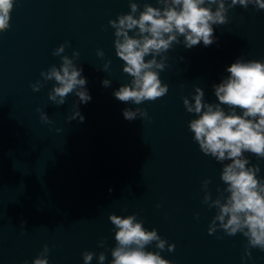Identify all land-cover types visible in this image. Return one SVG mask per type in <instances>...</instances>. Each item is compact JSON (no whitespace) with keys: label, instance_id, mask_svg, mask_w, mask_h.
<instances>
[{"label":"clouds","instance_id":"9594fccd","mask_svg":"<svg viewBox=\"0 0 264 264\" xmlns=\"http://www.w3.org/2000/svg\"><path fill=\"white\" fill-rule=\"evenodd\" d=\"M158 3L163 5L162 9L145 4L137 18L138 5L130 2V13L109 20L115 29L116 55L124 62L123 72L132 77L130 84L121 85L113 93L123 103L131 101L140 105L167 94L168 85L162 84L157 71L165 68L166 57L162 56L160 62L156 57L166 53L174 43H181L178 37L184 38L183 44L188 49L201 41L207 47L214 43L213 25L228 23L229 9L237 5L247 8L250 4L264 9V0H230L227 6L226 0H158ZM212 5H216L214 11ZM13 7L14 0H0V33L9 29ZM137 29L129 35L130 31ZM66 46L67 42L52 53L61 58L59 68L53 64L47 72H41V76L45 83L55 81L48 98L56 106L64 105L66 97L75 94L78 103L74 104L75 111L68 120L79 118L83 122L79 103L87 104L92 97L85 87L86 78L81 75L83 69L78 68L67 55H61ZM78 55V52H73V57ZM97 55L103 57L104 53L97 50ZM146 56L152 59L145 61ZM109 63L104 65L105 69ZM226 71L230 75L213 85L218 103H205L204 91L196 87L192 97L194 102L185 97L183 104L188 113L198 117L190 121L189 128L200 150L218 162L230 161L224 164L221 173L226 187L222 191L218 189L220 195L215 200H211L207 193L204 196V203L211 201L209 207L217 209L208 232L213 234L219 228L229 236L242 233L248 240L245 253L250 257L248 248L264 250V181L257 177L259 166H249L250 162L244 155L252 153L264 158V62L238 59ZM102 85L109 87L110 81L105 79ZM43 86L39 82L31 85L33 92H39ZM222 105L228 106L227 113ZM237 109L241 110V114ZM37 111L43 122L51 123L43 110L38 108ZM122 114L129 121L137 116L147 118L148 115L146 110L138 107L135 110L125 108ZM209 183L205 180L203 187L206 189ZM108 218L116 229L114 238L117 242L111 250V264H172L159 252L146 250V246L154 241L158 249L165 248L167 241L161 239L157 230L145 229L136 215L121 217L110 214ZM103 243L100 242L101 246ZM174 248V244L168 245V251ZM48 252L49 248L45 245L32 264H48ZM82 255L84 264H90L94 253L86 251ZM105 259V254L101 252L99 264H104Z\"/></svg>","mask_w":264,"mask_h":264}]
</instances>
